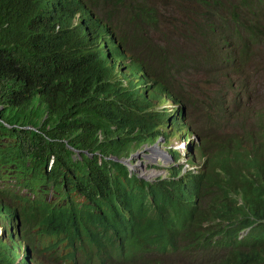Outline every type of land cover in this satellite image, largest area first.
<instances>
[{
    "label": "trees",
    "instance_id": "obj_1",
    "mask_svg": "<svg viewBox=\"0 0 264 264\" xmlns=\"http://www.w3.org/2000/svg\"><path fill=\"white\" fill-rule=\"evenodd\" d=\"M260 69L264 0H0V264H264ZM163 95L200 164L155 183L112 157L174 134Z\"/></svg>",
    "mask_w": 264,
    "mask_h": 264
},
{
    "label": "clouds",
    "instance_id": "obj_2",
    "mask_svg": "<svg viewBox=\"0 0 264 264\" xmlns=\"http://www.w3.org/2000/svg\"><path fill=\"white\" fill-rule=\"evenodd\" d=\"M76 15H78V14H76ZM77 17L73 18V22L74 23L76 22ZM113 40H114L115 43H118L117 39H113ZM98 41H101V39H99ZM114 42L112 41V44H114ZM101 51L106 54V51H109V48L106 47V50L101 48ZM104 58L107 60V58L105 56H104ZM115 63H116L115 70L117 72L118 78L120 79V81L125 82L127 79L123 75L124 72L122 71L120 66H118L117 60L115 61ZM120 69H121V71H120ZM145 78L146 77H144V76L138 75L136 80H135V84H139L140 83L138 85V89L140 90L141 93H145V95H146V88H144L145 82H143L145 80ZM243 95L246 96V99L243 98ZM240 97L242 98V101L244 103L250 101V96L246 92H241ZM162 100H163L162 104H156V107L158 109H160V110L161 109H166L167 110L168 124L172 128L175 129L174 134H172V136L169 137V140H170L171 137H173V136L177 137L180 134L184 135L187 139H189L190 136H196V135H194L192 133L191 134L187 133V135H186V134H184V132L181 129L178 128L180 123L186 122L189 125V129H191L190 120L186 116L185 107H183V105L177 99H173V101H172L171 98L169 96H166V95L162 96ZM170 106H172V107H170ZM185 137H184L183 141H181L179 143V145H183L184 147L182 149L179 148L178 145L175 147L176 149L181 150V154H183L184 158L186 157L184 160H182L181 164L180 163L178 164V162H177V159L180 158L178 153H177V151L174 149L176 154H177V156L175 158L172 157V155L168 151L170 149L166 148V146H168V144H169V140L167 142H165V138L162 135L159 136L152 143H149L148 145L144 146V147H147V146L155 145L156 143L157 144H161L162 143L161 145L163 146L164 151H167L170 154V156L172 157V160H173V162L175 164V167L178 168L177 177L179 179H181L184 176H187V173L189 171L197 172L198 168H199V165H198V166H196L193 169V167H194V164H193L194 162L193 161L196 160V159H195V157L194 158L192 157V154H191V151H190V148H191L192 149V153L195 152L196 149L192 148V142L195 143L197 141H192V140L185 141ZM182 150H183V152H182ZM132 154H133V152L130 154L129 158H127V159H118L115 156L112 157V158H114L115 160H118V161H120L122 163H125L126 165L129 166L130 159L132 158L131 157ZM196 163H197V160H196ZM172 166H174V165H172ZM189 168H191V169L189 170ZM131 171H133V170H131ZM180 171H182L181 174H180ZM199 185H200L201 189L203 190V186L201 184H199ZM1 193H3V192L0 190V202L4 203V205H5L7 203L6 202L7 198H6L4 193H3L4 196ZM198 195L203 196L202 194H197L196 193V204L197 205H198V200H199ZM5 224L7 225V228H4V230H3V227H2V230L4 231V236H5V238H6V240L8 242H11V241L14 242V246L17 248V250L19 252V257L17 258V260H19L24 255L25 251L30 249V246L22 239V237L24 236V233H22V229H21L22 226H23V223L21 222V220L19 218L15 219V220L13 218H11L10 220H8V223L5 222ZM8 230L11 233V236H8V234H9ZM19 244H20V248H18ZM33 259L35 260V259H39V258H33ZM41 260H42L41 262H36L35 261L34 264H45L44 259H41ZM174 263L175 262L173 261L172 264H174Z\"/></svg>",
    "mask_w": 264,
    "mask_h": 264
},
{
    "label": "rangeland",
    "instance_id": "obj_3",
    "mask_svg": "<svg viewBox=\"0 0 264 264\" xmlns=\"http://www.w3.org/2000/svg\"><path fill=\"white\" fill-rule=\"evenodd\" d=\"M78 15H76L75 17H77ZM251 61L256 62L255 58L253 57L251 59ZM221 76L219 75L218 77H214V79H211V81L214 83V86H218V84H220L221 82ZM224 82V79H223ZM256 82V94L259 97H256L255 95H253V97L250 96V101L253 98V102L258 105L260 103L263 104L262 101H264V70L260 69L258 70L255 74L252 75V78L249 80V84ZM207 88L210 91L216 90L217 87H214L212 89L211 85L207 86V84H200L199 85V89H203V88ZM252 90V85L249 86ZM230 89V88H229ZM231 96V94H230ZM243 98L246 99V96L243 95ZM209 101L206 100L207 102V106L210 105V103L212 102L211 98H208ZM200 106V104H198V106H195L194 108H191L192 110H196L198 107ZM172 107V106H170ZM186 112V116L190 121H193V117L189 114V109ZM211 112H213V108L211 109ZM204 119L205 117H201V119ZM198 120L196 119L194 122H192L191 124V130L194 131V134L197 136L196 134V130L197 128L195 127L196 125H198ZM196 124V125H195ZM196 131V132H195ZM196 136H190L189 139H187L184 135L180 134L177 137H171L169 140V144L168 146H166V148L170 149V150H176L178 155H179V159H177L178 164L182 163V160H184L185 158L183 157V154H181V150L176 149L175 147L178 145L179 148H183V145H179V143L181 141H183L184 137H185V141L188 140H192V141H198V137ZM162 144V143H161ZM161 144H155L152 146H147V147H142L141 149H139L138 151L133 152L132 154V158L130 159V163H129V168L133 171H135L139 177L153 181V182H157L159 181V177H161V179L163 178H167L169 175V169L172 165L175 166L172 157L170 156V154L167 151H164V148ZM183 152V150H182ZM162 154V156H159L158 154ZM200 160L197 159V163L196 160H194L193 164L194 167L193 169L199 165ZM191 168H189L190 170ZM182 171H180L181 174ZM179 174V175H180ZM198 191H201V187L200 185H198L197 187ZM198 205L201 206V204H203V196L198 195ZM200 208V207H199ZM38 230V228H37ZM36 238H40V239H44L45 236L44 235H36ZM4 231L2 230V226H0V239H4Z\"/></svg>",
    "mask_w": 264,
    "mask_h": 264
},
{
    "label": "bare ground",
    "instance_id": "obj_4",
    "mask_svg": "<svg viewBox=\"0 0 264 264\" xmlns=\"http://www.w3.org/2000/svg\"><path fill=\"white\" fill-rule=\"evenodd\" d=\"M158 154V153H157ZM159 156H162V154H158Z\"/></svg>",
    "mask_w": 264,
    "mask_h": 264
}]
</instances>
